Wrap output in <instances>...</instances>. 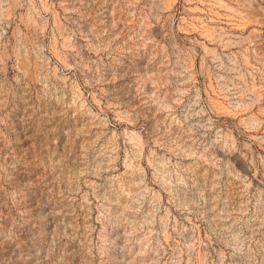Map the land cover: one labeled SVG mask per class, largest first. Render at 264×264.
I'll use <instances>...</instances> for the list:
<instances>
[{
	"label": "rangeland",
	"instance_id": "obj_1",
	"mask_svg": "<svg viewBox=\"0 0 264 264\" xmlns=\"http://www.w3.org/2000/svg\"><path fill=\"white\" fill-rule=\"evenodd\" d=\"M0 264H264V0H0Z\"/></svg>",
	"mask_w": 264,
	"mask_h": 264
}]
</instances>
